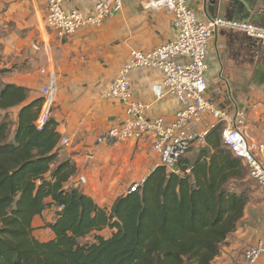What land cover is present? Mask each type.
Instances as JSON below:
<instances>
[{"label": "crops", "instance_id": "1", "mask_svg": "<svg viewBox=\"0 0 264 264\" xmlns=\"http://www.w3.org/2000/svg\"><path fill=\"white\" fill-rule=\"evenodd\" d=\"M214 2V14L208 8L211 0H195L191 5L203 20L223 17L264 25V0ZM47 5L48 0H0V67L7 70L0 73V80L27 88L26 103L44 96L43 88L51 82L54 98L51 104L45 99L40 116L49 103L52 124L60 137L71 142L62 146L57 159L76 165L68 186L78 187L110 210L133 182L146 179L161 165L160 156L150 149L149 136L106 138L111 127L125 120L126 103L105 94L132 49L152 50L175 37L174 17L150 6L149 0H124L123 9L102 24H87L72 35L59 36L46 25ZM64 6L91 13L95 0H64ZM207 63V97L232 116L238 109L245 110L247 132L264 143V45L243 31L219 27L209 44ZM162 77L156 70L133 69L132 94L154 102L150 114L170 121L180 104L171 96L154 99L152 86ZM210 119H197L198 130ZM215 142L211 131L207 143L195 141L186 157L195 160L203 145L214 153ZM249 197L243 220L212 264H241L249 244L260 235L264 240V187L254 181ZM54 210L52 206L34 218L33 234L45 240L53 235L46 222L53 220ZM111 232L109 227L101 231L104 236ZM257 264H264V256Z\"/></svg>", "mask_w": 264, "mask_h": 264}, {"label": "trees", "instance_id": "2", "mask_svg": "<svg viewBox=\"0 0 264 264\" xmlns=\"http://www.w3.org/2000/svg\"><path fill=\"white\" fill-rule=\"evenodd\" d=\"M28 96L0 80V264H212L243 220L254 182L224 144L222 125L206 135V143L216 135L214 153L203 145L191 160L189 150L179 173L157 167L109 210L68 186L76 165L58 163L61 137L51 116L36 123L45 97L26 103ZM52 206L53 235L41 239L33 221Z\"/></svg>", "mask_w": 264, "mask_h": 264}, {"label": "built area", "instance_id": "3", "mask_svg": "<svg viewBox=\"0 0 264 264\" xmlns=\"http://www.w3.org/2000/svg\"><path fill=\"white\" fill-rule=\"evenodd\" d=\"M195 0H149L153 8L165 9L174 17L176 34L173 39L153 48H134L130 58L111 83L106 97L121 99L126 103V118L123 123L111 127L107 139L125 140L150 138V149L160 156V165L169 172L179 173L177 163L190 150L195 141L206 143L211 129L222 125L224 144L233 154L242 159L248 168L249 178L264 187V143L255 139L246 129L247 113L238 109L230 115L207 97V54L212 37L219 27H229L245 32L264 45V25L215 17L200 18L191 5ZM124 0H95L91 13L79 8L66 9L64 0H48L46 25L59 36H69L87 24L100 25L108 17L121 11ZM135 68H147L162 73L161 80L154 82L152 91L156 101L171 96L180 106L175 117L167 121L162 116L150 114L154 102L134 98L130 74ZM55 89L51 82L43 88V95L52 103ZM48 116L38 121L43 127ZM203 116L211 119L198 130L195 121ZM68 137H61L60 145L69 146ZM89 156L93 152L88 153ZM85 179H81L84 182ZM145 179L133 182L127 193L135 192ZM63 204L58 205L61 210ZM264 256V240H258L244 252L241 264H257Z\"/></svg>", "mask_w": 264, "mask_h": 264}, {"label": "rangeland", "instance_id": "4", "mask_svg": "<svg viewBox=\"0 0 264 264\" xmlns=\"http://www.w3.org/2000/svg\"><path fill=\"white\" fill-rule=\"evenodd\" d=\"M46 101H48L47 100V98H46ZM42 114H43V112L41 113V116H42ZM48 115H49V113H48ZM41 116L39 117V118H41ZM39 118H38V120H39ZM41 121V120H40ZM193 146V145H192ZM192 146H191V148H192ZM194 149V147L192 148V150ZM234 186V185H233ZM235 188H239V186H238V183L234 186ZM261 238V235L255 240L256 242L258 241V240H263V239H260ZM255 241H253L252 243H255ZM252 243H250L249 245H251ZM248 245V246H249ZM247 246V247H248ZM247 249V248H246Z\"/></svg>", "mask_w": 264, "mask_h": 264}, {"label": "water", "instance_id": "5", "mask_svg": "<svg viewBox=\"0 0 264 264\" xmlns=\"http://www.w3.org/2000/svg\"><path fill=\"white\" fill-rule=\"evenodd\" d=\"M214 4H215L214 0H211V4L208 6L212 14H214V8H215Z\"/></svg>", "mask_w": 264, "mask_h": 264}]
</instances>
